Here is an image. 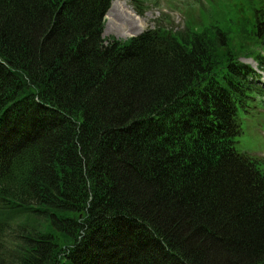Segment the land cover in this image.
I'll return each mask as SVG.
<instances>
[{"label":"trees","instance_id":"16d2710c","mask_svg":"<svg viewBox=\"0 0 264 264\" xmlns=\"http://www.w3.org/2000/svg\"><path fill=\"white\" fill-rule=\"evenodd\" d=\"M112 1L0 0V264H264V0L126 41Z\"/></svg>","mask_w":264,"mask_h":264},{"label":"rangeland","instance_id":"374dc122","mask_svg":"<svg viewBox=\"0 0 264 264\" xmlns=\"http://www.w3.org/2000/svg\"><path fill=\"white\" fill-rule=\"evenodd\" d=\"M144 4H134L132 0H115L107 14L104 37L107 40L113 38L125 40L142 34L149 28H154L155 20L163 19L169 12L170 20L164 22L169 28L182 30L184 26L183 19L186 22L190 15L200 14L201 8L180 3L179 0H140ZM179 1V2H178ZM198 0H191V2ZM158 5V6H157ZM145 6H149L147 9ZM167 11L166 13L163 9ZM142 11V12H141ZM182 15V16H181ZM165 20V19H164ZM246 63L253 64L252 61L243 60ZM259 72H261L259 70ZM264 77V71H262ZM263 110V108H261ZM244 117L243 114H241ZM238 150L243 153H249L264 159V112L257 115V121L245 118L243 123V134L239 138ZM264 172V163L262 165Z\"/></svg>","mask_w":264,"mask_h":264}]
</instances>
